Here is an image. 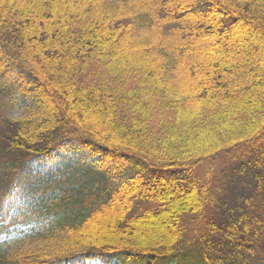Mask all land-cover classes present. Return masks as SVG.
Here are the masks:
<instances>
[{
  "label": "trees",
  "instance_id": "1",
  "mask_svg": "<svg viewBox=\"0 0 264 264\" xmlns=\"http://www.w3.org/2000/svg\"><path fill=\"white\" fill-rule=\"evenodd\" d=\"M0 96L33 103L0 117V231L39 244L0 264H264V0H0ZM220 158L257 175L229 219Z\"/></svg>",
  "mask_w": 264,
  "mask_h": 264
},
{
  "label": "rangeland",
  "instance_id": "2",
  "mask_svg": "<svg viewBox=\"0 0 264 264\" xmlns=\"http://www.w3.org/2000/svg\"><path fill=\"white\" fill-rule=\"evenodd\" d=\"M32 110L33 103L31 100H28L26 103L17 101L13 104H8L7 98L4 96H0V117H7L10 119H24L29 116ZM87 151L90 152V150H86V152H83L82 154L88 156L89 152ZM63 152L64 155L70 158L73 154L71 152H68L67 149L63 150ZM81 157L88 159L89 164H92V162L94 161L93 159H89L86 156H79L76 157V159L70 160V163L66 159L61 160L65 161L63 163L64 165H61L59 168L53 167V170L50 173H52L51 175H54L55 177L59 178V174H57L56 171H63L62 176L58 179L60 180L59 185L60 188L62 187L61 189L70 186L77 187L79 182L87 179L82 173H79L86 170L84 167L78 165L81 161L79 160ZM109 161H113V159H109L107 161L110 167V164L112 163H110ZM118 163L119 164L117 165L120 166V170L116 172V175H118L117 178L121 175H133L136 173V168L133 165L128 164L126 161L121 160ZM100 164L102 165V162H100ZM109 167L107 166L105 168ZM209 168L210 167L208 165H202L201 167H199L197 172L203 182L211 185L213 190L212 193L216 194V198H218L217 205H219L218 208H220L221 210L219 212L216 208H213L211 212L216 215V217H221L222 214L225 213L227 215L226 218L228 219L230 218L229 214H236L237 211L238 213H242L241 209L245 207L246 197H250L251 193L254 194L255 186L257 185V175L254 168L250 167L247 161L244 164L243 161H238L236 159L229 160L226 158H220L216 162L213 170V176L208 173ZM49 169L50 168L46 167V171H48ZM75 176L78 178V184L76 183V181H74L73 184L69 183V177ZM12 179H14V177ZM56 180L57 179L50 181L49 192L53 189H58L59 185L56 183ZM13 182L14 181H9V183L11 184H13ZM27 184L28 182L24 185L25 188L27 187ZM93 193L95 194V191ZM59 195L60 197H63V193H60ZM78 198L82 199V202L85 206H89L95 201V196H80ZM48 203L55 204L56 201H54V199H49ZM257 203L258 200L254 201L253 205ZM31 217H33V219L35 218L34 213ZM24 222L28 224V222L24 220V218H18L15 221L6 219L2 222V224L7 228L2 232L0 231L1 254H12L17 250H31L39 247V244L36 240L27 237L28 232L26 230V227L21 226L25 225ZM87 264H113V262H106L97 259Z\"/></svg>",
  "mask_w": 264,
  "mask_h": 264
},
{
  "label": "bare ground",
  "instance_id": "3",
  "mask_svg": "<svg viewBox=\"0 0 264 264\" xmlns=\"http://www.w3.org/2000/svg\"><path fill=\"white\" fill-rule=\"evenodd\" d=\"M13 253H14V252H13ZM13 253H12V254H13ZM0 254H1V253H0ZM4 255H5V254H4Z\"/></svg>",
  "mask_w": 264,
  "mask_h": 264
}]
</instances>
